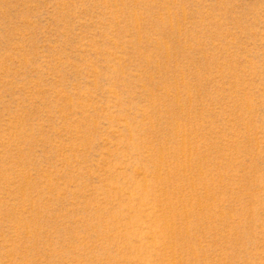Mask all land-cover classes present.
<instances>
[{
	"label": "rangeland",
	"instance_id": "obj_1",
	"mask_svg": "<svg viewBox=\"0 0 264 264\" xmlns=\"http://www.w3.org/2000/svg\"><path fill=\"white\" fill-rule=\"evenodd\" d=\"M0 264H264V0H0Z\"/></svg>",
	"mask_w": 264,
	"mask_h": 264
}]
</instances>
